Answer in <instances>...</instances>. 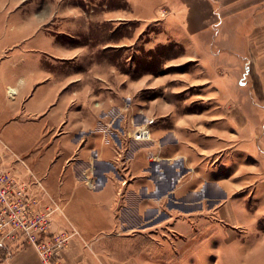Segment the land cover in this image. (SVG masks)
<instances>
[{
	"label": "crops",
	"instance_id": "crops-1",
	"mask_svg": "<svg viewBox=\"0 0 264 264\" xmlns=\"http://www.w3.org/2000/svg\"><path fill=\"white\" fill-rule=\"evenodd\" d=\"M47 1L0 0V140L7 156L26 161L29 173L13 164L20 179L39 180L62 205L51 229L70 225L77 231L62 264H214L215 256L226 262L227 250L248 239L227 228H204L201 236L202 227L188 218L210 211L203 203L219 196L201 198L193 195L195 188L186 198L185 172L195 171V159L187 160L198 154L193 140L200 134L191 128L196 125L209 143L198 151L216 157L214 167H224L223 176L205 180L223 193L214 213L234 225L252 220L246 226L251 230L264 217V210L252 206L264 202V35L252 33L259 23L257 3L124 0L121 7L105 0ZM131 20L162 25L182 45V61L191 60L194 71L207 75L198 84L207 83L209 98L192 101L204 102L207 115L179 112L190 100L169 99L150 139L130 137L152 113L153 99L138 98L149 87V74L131 77L114 62L106 66L105 51L89 47L95 41L102 49L110 41L113 47L130 44L136 31L132 41L130 34L105 41L104 22L115 29ZM246 71L247 85L239 86L237 77ZM167 83L162 78L171 96L184 89ZM238 88L242 95L235 99ZM237 104L254 111L242 114L240 127L228 113ZM244 189L253 195H238ZM2 264L42 263L26 245Z\"/></svg>",
	"mask_w": 264,
	"mask_h": 264
},
{
	"label": "rangeland",
	"instance_id": "rangeland-1",
	"mask_svg": "<svg viewBox=\"0 0 264 264\" xmlns=\"http://www.w3.org/2000/svg\"><path fill=\"white\" fill-rule=\"evenodd\" d=\"M89 2H97L100 0H87ZM46 2H48L46 0ZM107 2L108 6L112 5H121V7H126L124 0H105ZM240 2V4H245L246 2H256L257 3V10L260 11V14H258V19L259 23L255 22L254 30L252 33L255 34H262L264 35V0H231L230 4L232 3H237ZM253 13L258 12L254 9H252ZM252 11H249L248 14H252ZM164 12V11H163ZM61 16L63 17V20L65 22L66 15L64 12H60ZM145 22H141L138 20H131V21H126V22H120L119 23V28L113 29L112 26L113 24L110 22H104V32H105V41H110L113 38H118L121 37L122 40L125 39V36H128L130 34L131 36V41H132V36L133 32L136 31V39L132 41L130 44H124L120 47H113L112 42H106L105 44V49H102L101 46L96 44L97 42H93L90 44L89 49L98 51V50H104V57L103 60L105 61V65L109 66L113 62L115 63V66L119 69H122L126 72H128L131 77H141L145 74H149L147 82V87L146 89H142L139 92V95L141 100L144 99L145 97L147 98H152L153 100V109L152 113L150 116L143 115V117L146 119L144 120L143 123L137 125L140 126L142 124L147 123V120L149 118L153 119V122L156 120L157 117H159L162 113L163 107L162 105H166V101L169 99H188L190 100L188 105L185 106H179L177 109L180 111L183 110L185 113H200L201 115L205 114L207 115L209 112V108L204 102H192L194 100H206L209 98V90L207 87V83H204V85H199L198 82H204L205 74H198L197 71H194L192 68V61H182L181 57L184 52L182 45L179 42L174 41L168 34L166 33V30L164 32L163 26L153 22L150 24H144ZM62 24V25H61ZM61 30H66V25L61 23ZM56 26V25H55ZM57 28L59 26H56ZM249 28H252V24L248 26ZM46 28H49V25H46ZM63 40V39H62ZM64 41V40H63ZM128 41V40H125ZM92 47V48H91ZM264 49V47H263ZM234 72V71H233ZM232 72V73H233ZM240 74V76L237 77V84L239 86H246L248 77L247 73ZM162 78H167L168 83L167 85L171 88L174 87L176 89L179 88H184L181 93L178 95H173L171 96L170 93H168V90L165 89L167 87L165 84H161ZM11 90H13L11 88ZM9 95L11 93L8 92ZM235 99H239V96L242 95L241 90L238 88L236 92L234 93ZM142 97V98H141ZM157 100L158 104L154 101ZM144 102V101H142ZM173 111L169 114L176 113L175 112V107L172 108ZM229 114L234 119L233 123L234 125L241 126L240 122H236L237 120H240L242 114H249V115H254V111L252 107H241L238 104L234 105L231 107L228 111ZM207 120L204 119L203 123L206 124L207 126ZM154 123H151L149 128H150V137L147 139L151 138V131H152V126ZM191 128L196 129V131L200 135H195V146H196V152H198L197 155H199V158L196 154L194 155H189V161L187 160V163L190 164V162L195 159V163L193 167L195 168V171L190 169V171L185 172V179H186V198L190 196L193 192L194 189L197 188L196 191L193 195L195 196H200L201 198H204L203 196L207 194H217L219 197L223 195V193L219 190V188H215L213 185L208 184L205 180L208 181L209 178H214V177H220L223 176L224 173V167L223 166H217L214 167L216 163V157L209 155L207 151H205L203 148L198 151V147H205L208 146L209 143L206 141L208 137L207 132L204 131V129H199L200 127L198 126H192ZM191 134L188 132V135ZM131 137V136H130ZM132 138V137H131ZM133 139V138H132ZM144 139V140H147ZM193 139V138H192ZM140 141V140H138ZM199 143V144H198ZM191 144V143H189ZM5 147H8L4 143ZM5 152V151H4ZM9 153V152H8ZM200 153V154H199ZM14 157V158H13ZM17 156L12 155L11 157L7 156L5 152V159L6 160H11L12 164L8 165H13V164H19L20 162L16 158ZM13 158V159H12ZM19 159L24 160L23 157H19ZM233 158L238 159V155H234ZM262 158V157H261ZM218 159V158H217ZM248 161L252 162L255 161L254 158H248ZM26 163V161L24 160ZM159 163H162V161H159ZM21 165V164H20ZM239 165V164H236ZM24 167L23 165H21ZM27 168L28 165L26 164ZM29 170V168H28ZM215 171V172H214ZM30 172V170L28 171ZM201 180V181H200ZM198 181H200L198 186ZM205 182V183H204ZM245 194V196L251 197L253 194H249L247 192V189L241 190L238 192V195ZM217 199L216 202L214 201H206L203 203L204 208H208L210 211H206V213L201 212L200 216H190L188 218V221H190L191 225L202 227L201 229V236L205 234L204 231L206 229L204 228H215L216 230H220L221 228H227L229 229L228 233L236 234L238 232V238L242 236V240L244 241L245 239H248V243L239 245L245 246V250L243 249H238L240 248L239 246L236 247V249H228L227 253H229V256L231 255V258L226 260V262L220 261L218 256H215V262L214 259H212L213 263L217 264H239L244 263L243 257L246 258V261L248 264H264V217L261 219L256 220V223L254 222V229L251 230L247 228L248 221H241L238 225L232 224L228 219L226 218H221L218 216V213H214L215 209L217 206L215 204L219 203L220 199ZM54 198V197H53ZM45 199V198H44ZM56 200V198H54ZM203 200V199H202ZM58 202V200H56ZM257 203H252L253 209H260L262 212L264 210V202L260 203L259 200H257ZM58 204L62 207L60 202ZM202 204V203H200ZM251 206V204H249ZM191 205L186 204V208ZM196 206V204L194 205ZM249 206V207H250ZM187 214V213H186ZM184 214V215H186ZM260 215L264 216V212ZM176 221V220H175ZM71 228V226L69 225ZM73 227V226H72ZM67 228V227H65ZM257 229V233L254 234L255 230ZM199 231V229H198ZM155 233H161L155 232ZM77 231L75 234L76 235ZM226 233L227 237L230 238L231 236ZM243 234V235H242ZM225 235V236H226ZM255 235V236H254ZM159 236H154V239ZM254 239V240H253ZM159 240V239H158ZM253 240V241H252ZM215 244H212V246H216L217 242H214ZM261 248V249H260ZM255 249L258 251L255 254H252L255 252ZM240 250V254H238L237 251ZM243 253V254H242ZM240 255V257H239ZM234 261V262H233Z\"/></svg>",
	"mask_w": 264,
	"mask_h": 264
},
{
	"label": "built area",
	"instance_id": "built-area-1",
	"mask_svg": "<svg viewBox=\"0 0 264 264\" xmlns=\"http://www.w3.org/2000/svg\"><path fill=\"white\" fill-rule=\"evenodd\" d=\"M151 123L153 119L149 118L147 123L137 126L131 137L149 138ZM5 148L0 140V264L26 245L35 249L42 264H62L63 250L76 230L72 226L51 229L54 216L62 213L63 208L39 180L26 183L20 179L18 166L8 165L5 159ZM16 158L18 165L28 172L24 160Z\"/></svg>",
	"mask_w": 264,
	"mask_h": 264
},
{
	"label": "bare ground",
	"instance_id": "bare-ground-1",
	"mask_svg": "<svg viewBox=\"0 0 264 264\" xmlns=\"http://www.w3.org/2000/svg\"><path fill=\"white\" fill-rule=\"evenodd\" d=\"M11 90V89H10Z\"/></svg>",
	"mask_w": 264,
	"mask_h": 264
}]
</instances>
